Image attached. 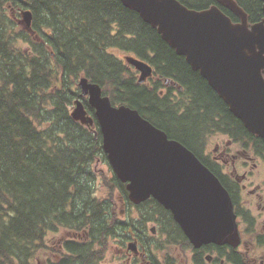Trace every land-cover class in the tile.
Returning a JSON list of instances; mask_svg holds the SVG:
<instances>
[{"label":"trees","instance_id":"16d2710c","mask_svg":"<svg viewBox=\"0 0 264 264\" xmlns=\"http://www.w3.org/2000/svg\"><path fill=\"white\" fill-rule=\"evenodd\" d=\"M179 1L194 9L217 4ZM236 2L249 22L264 17L261 0ZM25 9L32 14L30 31L21 23ZM116 51L149 61L151 78L138 83L136 71ZM80 76L98 83L112 104L136 109L197 157L209 128L231 116L199 71L120 0H0V264H34L48 234L58 230L75 237L62 241L59 254L45 264H100L109 239L123 244L133 234L146 241L147 251L159 249L148 236L151 221L164 243L190 249L162 205L153 198L133 205L115 175L125 218H118L112 193L95 194L96 167L106 157L94 109L80 96ZM167 78L182 89L173 85L161 93ZM77 98L91 123L71 117ZM230 119L239 126L235 116Z\"/></svg>","mask_w":264,"mask_h":264},{"label":"water","instance_id":"95a60500","mask_svg":"<svg viewBox=\"0 0 264 264\" xmlns=\"http://www.w3.org/2000/svg\"><path fill=\"white\" fill-rule=\"evenodd\" d=\"M120 1L155 28L199 71L232 114L264 140V17L249 23L236 0H215L217 4L204 9L190 8L179 0ZM218 5L232 11L239 21L233 22ZM31 20V10H23L21 21L29 31ZM124 60L139 71L138 83L151 76L153 69L147 61L132 55H125ZM77 86L94 109L102 148L113 173L126 184L132 203L149 197L157 200L171 211L195 248L209 242L237 244L230 196L190 149L136 109L112 104L98 83L82 76ZM71 117L82 123L92 121L79 98ZM127 247L136 251L133 241Z\"/></svg>","mask_w":264,"mask_h":264},{"label":"flooded vegetation","instance_id":"af4514ba","mask_svg":"<svg viewBox=\"0 0 264 264\" xmlns=\"http://www.w3.org/2000/svg\"><path fill=\"white\" fill-rule=\"evenodd\" d=\"M173 85V81L165 80L160 92L167 93ZM224 105L232 116L229 106L225 102ZM224 117L221 124L211 126L205 134L198 159L230 196L238 241L235 245L210 242L197 248L191 246L187 264H264V140L250 132L238 118L239 126L227 115ZM134 240L136 251L130 255L141 258L143 264H157L141 247V240L137 237Z\"/></svg>","mask_w":264,"mask_h":264},{"label":"rangeland","instance_id":"374dc122","mask_svg":"<svg viewBox=\"0 0 264 264\" xmlns=\"http://www.w3.org/2000/svg\"><path fill=\"white\" fill-rule=\"evenodd\" d=\"M119 56H122L121 52L116 51ZM74 106L70 107V111L73 110ZM96 184H95V194L98 197L108 196L112 193L114 198L117 200L118 204L116 206V212L118 218L126 217V205L120 203L119 192L114 188L112 183V171L107 162L100 161L96 167ZM130 207V216L136 214V209L132 206ZM152 224H148L150 227ZM66 230H58L56 232H51L45 239L46 246L43 249L38 250L37 255L34 259V264H45V260L50 258L54 259L57 254H59L61 242L72 238L71 234L66 233ZM74 233V232H70ZM131 240V239H130ZM127 240L123 244L119 242L118 239L111 238L108 240L106 245V252L104 253L100 264H129L133 260L136 262L134 264H143L141 258H135L130 255V250L127 249ZM151 241L160 245L159 249L154 247L150 248V255L159 264L163 263L164 257L168 259L172 264H187L190 259V249L187 247H182L179 245L166 244L164 243V237L158 232L151 237ZM152 250V252H151ZM134 258V259H133Z\"/></svg>","mask_w":264,"mask_h":264},{"label":"bare ground","instance_id":"6f19581e","mask_svg":"<svg viewBox=\"0 0 264 264\" xmlns=\"http://www.w3.org/2000/svg\"><path fill=\"white\" fill-rule=\"evenodd\" d=\"M101 87V86H100Z\"/></svg>","mask_w":264,"mask_h":264}]
</instances>
